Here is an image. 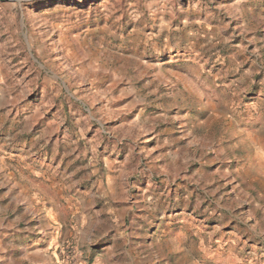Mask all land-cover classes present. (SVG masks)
Wrapping results in <instances>:
<instances>
[{
	"label": "rangeland",
	"instance_id": "rangeland-1",
	"mask_svg": "<svg viewBox=\"0 0 264 264\" xmlns=\"http://www.w3.org/2000/svg\"><path fill=\"white\" fill-rule=\"evenodd\" d=\"M0 264H264V0H0Z\"/></svg>",
	"mask_w": 264,
	"mask_h": 264
},
{
	"label": "bare ground",
	"instance_id": "bare-ground-1",
	"mask_svg": "<svg viewBox=\"0 0 264 264\" xmlns=\"http://www.w3.org/2000/svg\"><path fill=\"white\" fill-rule=\"evenodd\" d=\"M17 1H19V0H17ZM20 1H22V0H20Z\"/></svg>",
	"mask_w": 264,
	"mask_h": 264
}]
</instances>
